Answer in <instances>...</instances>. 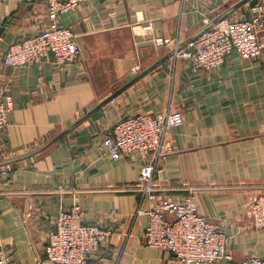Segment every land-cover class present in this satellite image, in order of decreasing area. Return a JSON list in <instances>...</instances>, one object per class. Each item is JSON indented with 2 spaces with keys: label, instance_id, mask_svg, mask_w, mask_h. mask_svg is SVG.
Instances as JSON below:
<instances>
[{
  "label": "crops",
  "instance_id": "0c3cea01",
  "mask_svg": "<svg viewBox=\"0 0 264 264\" xmlns=\"http://www.w3.org/2000/svg\"><path fill=\"white\" fill-rule=\"evenodd\" d=\"M240 0H89L60 13L57 23L77 34L80 53L58 65L51 57L0 67V97L10 95L0 131V246L14 264H55L45 258L46 233L60 209L79 204L88 223L109 235L90 256L96 264H179L144 244L146 216L138 211L140 163L114 160L97 144L121 117L170 109L182 123L167 133L174 151L158 161L154 183L174 201L191 190L198 209L226 234L235 259L264 256V230H250L248 207L264 189V29L256 58L231 52L209 70L192 72L168 57L116 97L58 136L123 84ZM256 4L264 6V0ZM247 3L226 17L246 19ZM111 13V14H110ZM224 17V18H226ZM48 24L44 0H0V57L7 44L39 34ZM62 190L59 191V190Z\"/></svg>",
  "mask_w": 264,
  "mask_h": 264
},
{
  "label": "built area",
  "instance_id": "2783aa9c",
  "mask_svg": "<svg viewBox=\"0 0 264 264\" xmlns=\"http://www.w3.org/2000/svg\"><path fill=\"white\" fill-rule=\"evenodd\" d=\"M47 4V26L37 35L7 44L0 57V67H22L43 62L51 57L58 65L71 63L80 53L77 34L69 27H60V13L74 9L89 0H44ZM111 14V13H110ZM264 29V6L250 7L246 19L223 18L179 48L177 38H156L190 64V70H209L221 65L231 52L243 59L256 58L262 49L258 40ZM13 102L10 95L0 97V131L8 124ZM179 111L170 109L142 112L119 118L110 132L97 144V150L117 160L121 155L134 154L140 163L138 185L140 203L148 202L138 211L146 216L144 244L168 252L179 264H264V256L252 255L235 259L227 250V237L221 226L200 213L191 190L180 201L161 195L154 183L160 172L158 161L174 151L167 139L170 128L182 123ZM9 163L0 162V177L11 171ZM63 190V189H62ZM60 189L59 191L62 192ZM250 230H264V189L256 193L248 207ZM109 232L96 223H88L79 204L60 209L51 219L44 246L45 258L55 264H96L90 260L108 238ZM0 264H14L0 246Z\"/></svg>",
  "mask_w": 264,
  "mask_h": 264
},
{
  "label": "water",
  "instance_id": "95a60500",
  "mask_svg": "<svg viewBox=\"0 0 264 264\" xmlns=\"http://www.w3.org/2000/svg\"><path fill=\"white\" fill-rule=\"evenodd\" d=\"M248 4L250 6H253L257 3V0H240L239 2H237L236 4H234L233 6H231L230 8H228L225 12H223L222 14L218 15L217 17H215L211 22H209L207 25H205L203 28H201L195 35H193L191 38H189L186 42L188 43L190 40H192L193 38H195L198 34H200L201 32H203L204 30L208 29L212 24L216 23L217 21L223 19L224 17H226L229 13H231L232 11L240 8L241 6H243L244 4ZM184 44H181L178 46V49L181 48ZM173 54V50H170V52L166 55L163 56L162 58H160L159 60H157L156 62H154L152 65H150L149 67H147L146 69L142 70L141 72L137 73L135 71L130 72L129 74H127V76L123 79V84L121 86H119L116 90H114L110 95H108L106 98H104L103 100H101L96 106H94L91 110L87 111L84 115H82L78 120H76L74 123H72L70 126H68L65 130H63L58 136L54 137L51 141L48 142V144H50L51 142H53L55 139H57L58 137H60L61 135L65 134L66 132H68L70 129H72L75 125H77L78 123H80L82 120H84L86 117H88L90 114H92L95 110H97L98 108L102 107L103 105H105L107 102H109L111 99H113L114 97H116L119 93H121L125 88H127L130 84H132L134 81H136L137 79L141 78L142 76H144L145 74H147L148 72H150L153 68H155L157 65H159L160 63H162L166 58L172 56Z\"/></svg>",
  "mask_w": 264,
  "mask_h": 264
}]
</instances>
